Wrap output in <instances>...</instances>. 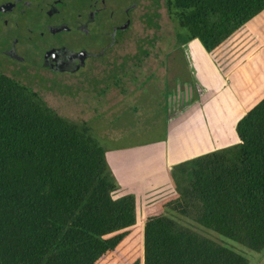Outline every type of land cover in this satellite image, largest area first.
<instances>
[{"label": "trees", "instance_id": "obj_1", "mask_svg": "<svg viewBox=\"0 0 264 264\" xmlns=\"http://www.w3.org/2000/svg\"><path fill=\"white\" fill-rule=\"evenodd\" d=\"M166 9L178 46L199 40L221 73L260 44L248 23L264 0ZM87 118L0 75V264H248L224 240L264 250V98L235 125L237 144L168 168L175 194L147 206L143 225L134 194L115 198L112 149Z\"/></svg>", "mask_w": 264, "mask_h": 264}, {"label": "flooded vegetation", "instance_id": "obj_2", "mask_svg": "<svg viewBox=\"0 0 264 264\" xmlns=\"http://www.w3.org/2000/svg\"><path fill=\"white\" fill-rule=\"evenodd\" d=\"M178 42L166 0H0V75L29 87L54 110L82 107L80 116L103 128L108 147L129 116L132 134L141 133L144 94L167 134L171 116L200 107L203 89L184 48L190 42Z\"/></svg>", "mask_w": 264, "mask_h": 264}, {"label": "rangeland", "instance_id": "obj_3", "mask_svg": "<svg viewBox=\"0 0 264 264\" xmlns=\"http://www.w3.org/2000/svg\"><path fill=\"white\" fill-rule=\"evenodd\" d=\"M167 23L170 25V22ZM254 28L255 25L252 26V29ZM249 30L253 33L250 28ZM259 45L225 73H220L214 61L210 60L211 56L203 53L211 65V69L209 68L211 74L208 76L214 75L213 85L219 88L217 101L211 103L212 107L209 106L210 111L208 110V115H212L213 119L210 118L201 125H192L188 122L187 125L174 127L167 134L165 121L163 120L160 125L157 122L161 119V114L153 110L155 107L151 103L145 102L149 97L144 94L142 97L144 112L138 121L136 120L140 129L138 132L141 133L132 134L136 126L134 119L130 121L132 119L130 116L127 117L123 130H116L121 134L118 140L108 142L111 149L128 145L140 146L107 153L108 163L119 184L115 198L130 193L136 196L138 225L144 224L147 206L175 194L168 177L169 167L238 143L235 125L264 96V53L257 60L255 57L247 58ZM196 50L197 52L200 50L197 45ZM256 86L258 88H255ZM61 108L56 111L72 119L87 116L75 114L77 109L71 105H63ZM153 111L155 116L147 117V112ZM93 128L96 138L107 146L100 135L103 128L98 126ZM169 216L174 217L172 213H169ZM224 243L245 257L248 264H264V250L253 252L228 240H224Z\"/></svg>", "mask_w": 264, "mask_h": 264}, {"label": "crops", "instance_id": "obj_4", "mask_svg": "<svg viewBox=\"0 0 264 264\" xmlns=\"http://www.w3.org/2000/svg\"><path fill=\"white\" fill-rule=\"evenodd\" d=\"M254 25L256 26V28L252 29V26H254ZM248 27L253 31V33L259 39L260 45L253 53H251V55H248L247 58L248 57L249 58L255 57L257 60V59H260L264 53V12L260 16L256 17L253 21L249 22ZM190 45H191L190 46L191 47L190 48V54L194 55V57L196 59L197 67L199 69L200 74L202 75V77L204 79L205 91L207 90L210 93H209V95L205 101H201V100L197 101V102H200L199 104L196 103V106L200 105L199 108L192 109L193 107H189L186 114H182L180 116H177L178 118L175 119V121L173 123L171 122L170 130H172L176 126L187 125L188 122L191 123L192 125H201L205 121L210 120V118L213 119L212 115H208V110L210 111L209 106H211V103H214V101L215 102L217 101V94H218L219 88H218V86L213 85V82H214L213 76L214 75L212 74V77L208 76V74H211V70H210L211 65L209 64L208 60L206 59V57L203 54V53H207V51L202 46L201 42L199 40H194V41L190 42ZM196 45L198 48H200L199 52H201L203 54V56H204L203 59H200V57H198L197 51H196ZM201 49L204 52L201 51ZM210 60L213 62L211 57H210ZM216 68H217V66H216ZM263 83H264V79H263ZM255 88H258V86H256ZM203 94H204V92H203ZM263 98H264V96H263ZM205 104H206V107L202 108V105H205ZM211 111H213V110L211 109ZM175 116H176V114H175ZM154 143H158V142H154ZM154 143H152V144H154ZM146 146H148V145H146Z\"/></svg>", "mask_w": 264, "mask_h": 264}, {"label": "water", "instance_id": "obj_5", "mask_svg": "<svg viewBox=\"0 0 264 264\" xmlns=\"http://www.w3.org/2000/svg\"><path fill=\"white\" fill-rule=\"evenodd\" d=\"M190 46H191L190 43H188V44H186L184 46V48H185V50H187L189 52L190 65H191V70L193 72V75L196 78V80H197V82L199 84V87L201 88V90L203 89V92H204V94H202V96H201V101H205L207 99V97H208L210 92L207 91V90L205 91L204 79H203L202 75L199 72V69L197 67V63H196V59H195L194 55L190 54V48H191ZM199 103L200 102H197V104H199ZM180 115H182V113L176 114V116L175 115L171 116L170 117V123L171 122L173 123L175 121V119L178 118L177 116H180Z\"/></svg>", "mask_w": 264, "mask_h": 264}]
</instances>
